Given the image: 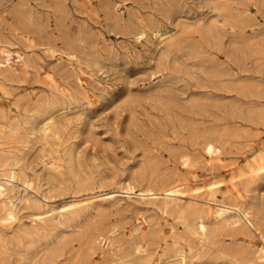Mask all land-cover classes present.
I'll list each match as a JSON object with an SVG mask.
<instances>
[{"label":"rangeland","instance_id":"374dc122","mask_svg":"<svg viewBox=\"0 0 264 264\" xmlns=\"http://www.w3.org/2000/svg\"><path fill=\"white\" fill-rule=\"evenodd\" d=\"M50 99L60 105L53 155L64 173L42 163L46 116L35 113ZM6 114L27 119V139L12 138L24 158L22 179L4 181L19 207L14 223L0 221L3 236L73 198L117 199L0 264H264V175L234 180L264 156V0H0V120ZM207 180L221 182L212 202L192 196ZM148 186L181 188L186 209L207 207L212 237L146 202ZM223 203L250 219L216 221Z\"/></svg>","mask_w":264,"mask_h":264},{"label":"bare ground","instance_id":"6f19581e","mask_svg":"<svg viewBox=\"0 0 264 264\" xmlns=\"http://www.w3.org/2000/svg\"><path fill=\"white\" fill-rule=\"evenodd\" d=\"M2 51L3 53H7L6 50ZM84 74H86V72H84ZM77 79L84 80V78H82V76L80 75L77 76ZM58 106L60 105L57 100L55 101L50 99L49 101H46L40 105L35 115L37 117L46 116L45 120L40 125L41 138L43 140V165L50 171L59 169L60 172L64 173L65 171L61 169L62 164L60 162V157L57 158L53 155L55 151L59 152V149L56 147L58 143L56 141L57 137L55 136V134L57 133L55 132L57 129V123L56 121H54V114L56 113V108ZM8 121H10L8 114H6L0 120V221L5 224L14 223L18 219L19 207V204L17 203L19 197H16V195L8 194L5 182L21 178L20 172L17 170L16 165L22 162V159L24 158V156L20 157L19 155V160H17V150L12 148V138H14L13 136L17 137V135H22V137H18L19 139L17 140L21 141L22 139L23 141H25L24 137L26 138L27 136V119L26 121H24L23 119L12 120V122L10 123ZM245 167L246 168L243 173L235 176L234 180L240 178V176L243 175H246L251 182L259 179L260 177H263L264 156L260 158V160H257L255 162L246 163ZM30 179H28L27 177L23 179L27 188L32 187V181ZM220 184V181L207 180L202 185H198L192 189V196L194 198H204L208 202H212L215 200L214 195L218 190ZM125 189L129 194L137 192L132 184H129V186L125 187ZM140 191L141 192L139 196H142V198L153 195V197L151 196L150 199H148V197V200H146V202L157 205L164 212L168 211L169 209H175L181 212V215L183 217H191L193 220H195V227H193V230L202 237L203 241L208 240L212 237L211 235L214 231L211 232V228L208 227L207 223L205 222V216L208 210L207 207L205 208L199 205V203L196 201V204L191 209H186L183 204V199L181 198L183 195H185L186 192L181 188H165L162 192V195H159L158 191H156L153 186L142 188L140 189ZM116 192L117 191L108 193L98 192L87 199L80 197L73 198L68 203L63 204L58 208L34 213V219H38L39 223H37L33 228L22 229L19 234H15L14 236H3L2 232H0V255L12 254L13 252L28 254L30 248L32 247L29 245L31 242L36 243L43 241L44 239L48 240L50 232L59 228L61 225L73 223V221L79 218V216L87 213V211L98 204L113 202L117 199L114 195V193ZM24 201L27 203L29 202L30 204L31 198L25 195L23 202ZM231 212H236L237 216L239 217L236 219L231 218V215H233V213ZM249 214L250 212H248L247 210H244L236 205H229L227 203L221 204L214 212L216 221L220 223L223 222V225L225 226L235 228L243 222L247 223L246 218L250 219V217L248 216ZM97 240H100V236L97 238ZM49 249L51 250V253L53 252L54 254H56L57 252L59 253L60 251L58 246L56 245L50 246ZM138 250H141L140 246L138 247ZM180 257L182 259V262H185L187 259L185 257V254L183 253L180 254ZM117 260L118 259L116 255L113 254L111 261L116 262ZM166 263L169 264L170 261L166 260ZM121 264H134V261L125 260L122 261Z\"/></svg>","mask_w":264,"mask_h":264}]
</instances>
